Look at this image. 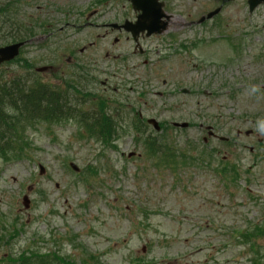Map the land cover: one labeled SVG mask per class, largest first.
Returning a JSON list of instances; mask_svg holds the SVG:
<instances>
[{
    "label": "rangeland",
    "instance_id": "1",
    "mask_svg": "<svg viewBox=\"0 0 264 264\" xmlns=\"http://www.w3.org/2000/svg\"><path fill=\"white\" fill-rule=\"evenodd\" d=\"M15 1L20 2L15 4L19 20L28 18L52 29L47 38L48 30L37 31L36 42L25 45L23 58L33 69L53 66L60 58L58 68L31 75L29 81L65 89L64 81L77 72L82 94L71 93V103L85 111L97 102L86 93L107 96V113L111 111L123 129L115 150L71 121L51 127L34 124L19 131L27 156L5 161L0 153V264L27 257L29 264H50L53 255L57 257L51 264L264 263V155H253L264 149V143L257 142L258 138L264 142V89L247 88L251 80L264 76L263 62L255 59L257 44L264 40L263 23L258 40L244 42L250 48L244 46L239 56L223 43L201 44L194 54L202 68L197 70V63L190 73L189 55L181 48L197 46L195 36L200 38L204 27L196 22L221 0H166V13L173 17L170 23L176 31L169 26L161 38L139 39L143 55L133 51L128 33L118 38L117 30L109 28L114 22L121 28L123 18L133 19L127 0ZM242 6V0H235L220 17L226 22L225 39L228 33L241 35ZM258 11L264 17V8ZM251 20L254 25L255 18ZM168 34L175 36V42L166 39ZM4 45L0 34V47ZM173 47H178V54ZM144 56L152 59L150 66H143ZM21 60L0 67V83L25 75ZM192 83L201 88L195 91ZM139 111L170 129L160 139L161 132L155 135L160 143L192 161L210 162L202 144L208 123L222 129L227 138L238 136L230 143L239 147L233 146L240 159L226 155V162L241 165L240 180L235 189L236 184L230 183V195L213 170L224 165L219 155H212L210 171L193 165L175 176L169 168L152 167L156 161L144 151L145 136L137 143L125 128L131 113ZM173 122L189 127L174 130L169 128ZM250 130L255 133L245 135ZM209 144L215 146V141ZM17 146L8 152L10 158ZM70 163L80 171L74 173ZM24 195L30 201L28 210L22 206Z\"/></svg>",
    "mask_w": 264,
    "mask_h": 264
},
{
    "label": "trees",
    "instance_id": "2",
    "mask_svg": "<svg viewBox=\"0 0 264 264\" xmlns=\"http://www.w3.org/2000/svg\"><path fill=\"white\" fill-rule=\"evenodd\" d=\"M15 4V0H8L5 3L0 2V30L2 31L0 34H2L3 41L6 43L25 41V39L31 38L37 31L39 32L44 28L39 23L31 22L27 18L19 20ZM6 29L7 31H4ZM22 63L24 66H21V68L25 70L24 76H26L29 74L28 66L30 62L26 60ZM24 76L12 77L9 80L3 79V82L0 83V152L7 154L8 151L14 148L13 145L18 144L13 151H17L15 156L21 158L26 144L18 136V133L31 127L33 123H37L39 126L59 125L70 121L76 125L82 123L90 133L89 135L92 134L105 144L119 137L122 126L117 122L111 111L107 113L110 104L107 96L102 98L98 97L97 93H92L94 95L86 93L85 96H92L97 99V102L89 104L88 109L85 111L71 103L69 98L71 93L74 95L82 94L79 85L76 83L80 79L78 75H75L76 81L74 79L65 80V89L51 86L49 83L38 79L29 81ZM28 81L31 82L29 86L27 85ZM61 90H65V93H62ZM128 126L133 127V129H141V124L133 120L129 121ZM147 141V151L152 153L151 156L155 155L157 158L158 155V159H163V162L173 166L170 167V170L177 175L183 162L182 160L178 162L174 160L177 157L174 149H168L161 143L157 144L155 139L152 142L149 137ZM165 150L168 151L164 152ZM174 162L176 163L174 164ZM53 259L55 260L56 257H53ZM18 260L21 261L19 264H28L25 261L26 258Z\"/></svg>",
    "mask_w": 264,
    "mask_h": 264
},
{
    "label": "water",
    "instance_id": "3",
    "mask_svg": "<svg viewBox=\"0 0 264 264\" xmlns=\"http://www.w3.org/2000/svg\"><path fill=\"white\" fill-rule=\"evenodd\" d=\"M134 5V10L140 12L137 17V21L134 25H127L125 29L136 37L139 32L147 31V36L151 34H160L166 29V23H160L159 20L163 17L161 12V4L156 5L154 0H145L142 3L141 0H131ZM217 12V11H216ZM216 12H213L207 16V18L213 17ZM21 44L8 46L0 49V64L6 61H10L18 54V49ZM25 208L28 207V200L25 197L23 199Z\"/></svg>",
    "mask_w": 264,
    "mask_h": 264
},
{
    "label": "flooded vegetation",
    "instance_id": "4",
    "mask_svg": "<svg viewBox=\"0 0 264 264\" xmlns=\"http://www.w3.org/2000/svg\"><path fill=\"white\" fill-rule=\"evenodd\" d=\"M247 42H248V41H247ZM250 45H251V44H249V43H244V41H243L242 44H241V49H240V51H239V55H240L241 52L243 51L244 46H245V47L249 46V47H248V49H249V48H250ZM256 49H257V52H256L255 59H256L258 62H263V65H264V41L262 42L261 45H258V46L256 47ZM239 55H238V56H239ZM261 72L264 73V71H261Z\"/></svg>",
    "mask_w": 264,
    "mask_h": 264
}]
</instances>
